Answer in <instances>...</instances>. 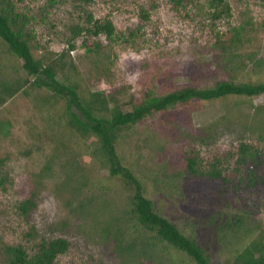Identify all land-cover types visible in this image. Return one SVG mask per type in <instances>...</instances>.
Wrapping results in <instances>:
<instances>
[{
	"label": "rangeland",
	"instance_id": "obj_1",
	"mask_svg": "<svg viewBox=\"0 0 264 264\" xmlns=\"http://www.w3.org/2000/svg\"><path fill=\"white\" fill-rule=\"evenodd\" d=\"M58 1L63 2L50 10L46 22L37 20L34 26L46 53L66 51L70 28L84 24L87 14L115 27L112 39L104 34L89 38L92 52L78 38L76 50L67 56L75 66L70 79L86 95L102 91L116 95L123 105L131 97L166 95L189 82L264 81V0H227L232 15L214 23L200 8L178 9L168 0H95L86 13L69 0ZM48 2L25 0L18 7L35 14ZM242 26L239 42L229 55L222 54L215 41ZM0 58L6 79L25 76L21 63L19 74L13 72L16 61L1 45ZM48 94L46 88L22 90L0 106V262L3 246L21 244L33 255L41 242L63 238L70 248L58 264H194L136 228L127 213L132 192L102 165L94 154L97 146L65 136L63 152L50 127L52 113L44 101ZM129 134L128 144L119 148L122 164L143 185L159 214L200 241L210 264L231 263L248 242L221 230L233 217L244 213L246 228L264 230V188L239 198L233 193L223 197L215 182L186 169L188 155L198 156L199 168L207 171L215 158L224 163L227 152L241 143L264 152V95L253 101L231 98L179 106ZM29 198L37 208L26 218L18 205ZM148 246L156 252L152 259L141 252Z\"/></svg>",
	"mask_w": 264,
	"mask_h": 264
},
{
	"label": "trees",
	"instance_id": "obj_2",
	"mask_svg": "<svg viewBox=\"0 0 264 264\" xmlns=\"http://www.w3.org/2000/svg\"><path fill=\"white\" fill-rule=\"evenodd\" d=\"M69 1L75 9L83 13H86L85 9L95 2V0ZM168 1L178 9L188 6L200 8L212 23L232 15L227 0ZM23 2L25 0H0V45L5 46L8 55L16 61L12 64L13 72L19 74L17 64L21 63L25 73L24 77L6 79L2 74L3 59L0 58V106L22 90L27 92L30 89L35 91L48 89L51 94L46 95L44 101L52 113L50 117L53 118V123L50 127L52 130L55 129L54 136L58 138L60 146H66L67 142L63 140L65 136H74L80 142L97 146L94 154L100 156L102 165L106 166L111 176L119 178L126 189L132 192L127 202V213L136 228L141 233L152 236L155 243H163L174 249L177 252L176 256L182 259L186 258L194 264H210L209 253L197 238L182 231L175 223L156 211L153 202L145 195L143 185L132 175L130 169L122 164L119 148L128 144L127 139L132 129L159 114L179 106L231 98L253 101L264 95V81L238 84L232 80H221L211 85L202 82L191 85L189 82L188 85L166 95L145 94L143 98L131 97L123 105L116 95L102 91L86 95L70 79L75 66L73 61H67V56L76 50L75 43L80 37L84 38L83 46L88 52L93 51L88 44L90 37L98 38L104 34L108 39H112L115 34L113 23L109 20L105 22L94 20L93 15L87 14L83 20L84 24L70 28L68 49L61 55H52L46 53L45 48L37 41L34 26L37 20L45 23L50 10L63 1L49 0L48 4L35 14L20 11L18 5ZM141 16L144 20L149 19L147 12L143 11ZM241 29L244 27L233 29V33L224 39L219 37L214 46H217L222 54L229 55V48L236 46L240 40ZM134 36L136 33L130 34L131 38ZM95 47L97 51L101 48L98 42ZM258 62V67H262L260 60ZM63 149L66 154L67 148ZM227 156L224 163L215 158L211 168L202 171L199 168L198 156L191 154L186 158V169L196 178H206L212 183L215 182L219 195L223 197L233 193L235 198H239L252 190L264 188L263 151L253 144L241 143L234 150L227 152ZM5 179L8 180L7 177ZM36 208L37 202L34 198L24 200L18 205L19 211L26 218ZM243 214H238L220 226L226 234L239 236L240 239L244 237L248 241L236 252L235 259L229 264H264V230L261 228L254 231L246 228L249 224ZM152 247H145L141 251L149 259L156 254L154 246ZM69 248V242L63 238L41 242L33 255H30L21 244L6 245L1 251L0 264H58V257Z\"/></svg>",
	"mask_w": 264,
	"mask_h": 264
},
{
	"label": "clouds",
	"instance_id": "obj_3",
	"mask_svg": "<svg viewBox=\"0 0 264 264\" xmlns=\"http://www.w3.org/2000/svg\"><path fill=\"white\" fill-rule=\"evenodd\" d=\"M131 57L133 60H137V54L136 53H131ZM124 59H128V54H125ZM136 76H139V73H136Z\"/></svg>",
	"mask_w": 264,
	"mask_h": 264
}]
</instances>
